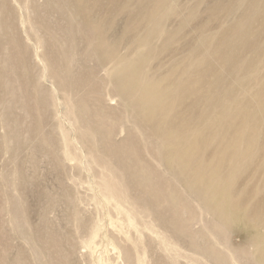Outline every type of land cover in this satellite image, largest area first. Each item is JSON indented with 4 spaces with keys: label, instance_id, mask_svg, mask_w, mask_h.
<instances>
[{
    "label": "rangeland",
    "instance_id": "1",
    "mask_svg": "<svg viewBox=\"0 0 264 264\" xmlns=\"http://www.w3.org/2000/svg\"><path fill=\"white\" fill-rule=\"evenodd\" d=\"M0 6V41L9 43L8 50L0 44V54L10 62V67L0 63V71L6 72L0 74V264H133L125 254L127 249L134 257L140 254L145 264H263L264 134L256 136L260 146L249 155L253 163L245 170L238 169L232 182H218L220 200L229 217H222L219 206L213 208L194 185H200L195 173L202 165L207 175L233 171L223 157H240L245 152L230 150L232 143L240 146L248 137L255 139L240 127L241 117L248 116L242 108L235 110V123L227 138L213 146L208 145V137L200 138L201 132L207 136L213 133L220 115L209 112L202 126H197L196 120L203 111H210L205 110L206 94L214 92L221 76L227 82L223 93L233 83L258 74L256 86L264 88V60L256 61L255 56L256 51L264 56V0H0ZM22 13L28 15L31 26L20 24ZM150 14L157 21L147 29ZM95 25L121 58H138L133 39L147 31L150 44L146 51L153 50L147 68L152 74L145 79L141 76V83L149 80L155 87L159 106L151 107L153 112L147 110L143 115L138 99L125 102L116 95L118 78L106 73L114 63L109 54L94 50ZM38 40L43 45L38 50L48 61L46 70L54 73L58 101L62 105L73 100L76 125L70 127L66 119V104L59 105L60 123L53 118L51 82L39 80L41 67L34 57L37 47L33 45ZM225 40L224 47H239L242 58L253 60L254 70L246 75L249 79L239 77V68L233 75L215 54L200 57L196 52L209 44L211 52L218 51ZM243 40L247 44L237 45ZM211 57L215 59L209 60ZM4 79L15 85L16 92L3 87ZM248 98L255 110L256 93H248ZM61 123L72 128L66 134L73 146L69 144L74 156L69 162L63 158L64 141L58 132ZM158 124L165 129L157 130L164 132L161 138L154 130ZM186 130L194 136L183 154L203 158L196 167L185 162L195 181L188 171L176 166L174 158L169 159L173 148L183 145H164ZM105 183L114 185L112 191L106 190ZM106 194H113L123 204L135 200L134 206H129L140 219L136 209L154 207L159 212L151 210L156 213L152 217L160 226L161 237L145 231L141 223V229L131 225L117 201ZM168 202L178 208V214L168 208ZM82 240L92 242L82 246ZM142 240H146L147 249ZM163 240L170 242L167 245Z\"/></svg>",
    "mask_w": 264,
    "mask_h": 264
},
{
    "label": "bare ground",
    "instance_id": "2",
    "mask_svg": "<svg viewBox=\"0 0 264 264\" xmlns=\"http://www.w3.org/2000/svg\"><path fill=\"white\" fill-rule=\"evenodd\" d=\"M46 1V0H45ZM244 0H241V3L243 2ZM69 2V1H67ZM73 2V1H72ZM78 2L80 3L81 0H78ZM64 3V2H63ZM77 3V2H76ZM56 4V3H55ZM67 4H70V3H67ZM84 4V3H83ZM77 5V4H76ZM74 6V5H73ZM71 6V7H73ZM2 7V6H0ZM23 7L25 8V10H27V6L23 4ZM68 7V6H67ZM66 7V8H67ZM102 7V5L100 6ZM99 7V8H100ZM222 7V6H221ZM223 7H224V4H223ZM222 7V8H223ZM258 8H259V5H256L255 6V10L258 11ZM3 9V8H2ZM78 9H81V8H78ZM119 10V9H118ZM226 10H231L230 8H227ZM3 11V10H2ZM219 13V11H217ZM223 12V11H222ZM216 14V13H215ZM221 14V13H219ZM73 15V14H72ZM81 15V14H80ZM224 15V14H223ZM77 16V15H76ZM115 16V14H114ZM143 17V15H141ZM1 17V15H0ZM82 18V17H81ZM90 18V17H89ZM144 18V17H143ZM95 19V18H94ZM148 19V23H147V29L150 28V26L152 24H154L157 20L156 19H153V16L150 14L149 17H147ZM96 20V19H95ZM29 21V18H28V15L26 14V16L22 13L21 15V19H20V24L23 26V25H28V26H31L30 23L28 22ZM164 21V19L162 18V22ZM79 22V21H78ZM88 23V22H87ZM86 23V24H87ZM157 24H161L160 21L157 22ZM93 28L95 30H92L94 32H96V45H95V51L97 53H104V54H109L108 57L110 58V61L113 62L114 64H112L111 67H109L107 70H106V73H109V74H114V76H116L118 78V80L115 81V85L116 87H118V90L116 91V95L121 98V100H124L125 102H128L129 99L131 98H134V99H138V106H139V109H140V112L145 115V113L147 112V110H151L153 112L154 108L158 107L159 106V103L157 102V95L154 96L156 94V90H155V87H151L150 85L152 84V82H149V80H146L144 83H141L142 79H141V76L145 79L147 76H150L152 73L149 74L148 72V66H149V60L150 58L152 57V53H153V50H151L149 53L146 51V47H147V44H150V39H147V31L145 32H141L139 34H136L135 35V38L133 39V41H135L137 43L136 45V48H135V52H137V59L135 58H121L120 57V54H117L116 53V50H115V47L114 49L111 48L110 45H108L106 43V40L105 38L99 33V31L97 30V27L96 25L93 26ZM246 29V28H245ZM235 33V32H234ZM68 36V35H67ZM59 37V36H58ZM126 37V36H124ZM133 37V36H132ZM158 37V36H157ZM60 38V37H59ZM155 39V38H154ZM132 41V43H133ZM154 42V40H153ZM227 40H225L224 42H222V45H221V49H219L218 51H213L211 52L213 46L211 47V45L209 44L208 46L205 45L203 48H200L198 49L196 52L197 54L201 57L203 55H208V54H215L218 58L221 59V61L223 63H225L227 65V67H230V72L233 74V75H236L238 70L237 68L240 69V73H242L239 77H243V78H246V75L248 74V72H252L254 70V66H253V60H251L250 62L248 61L247 62V59H244L242 58V56L240 55L241 53L238 52V48H235V49H227V47H231V45H228L226 47H224V45L226 44ZM77 43V42H76ZM75 43V44H76ZM243 44H247L246 42H244V40L241 42V43H237V45H242ZM0 44H2V49L4 50H8L9 49V43L8 42H4L3 41H0ZM73 44V42H72ZM254 46V44H252ZM19 46V45H18ZM33 47H37V49H34V52H35V59H36V62L37 64L41 67V72H40V75H39V80H45V79H49L50 82H51V90H50V93H49V97L51 98V100L53 101V104H55V109H54V112H53V118L56 119L59 123H60V120H61V117L62 115L59 113V105H61V103L58 101L59 98H58V95H59V92H58V95H57V83H56V80L54 79V73H50L49 71L46 70L47 67H49L47 64H48V61L46 59V56L45 54H43L41 51L38 50V48H41L43 47L41 41H37L36 44L33 45ZM73 47V46H71ZM2 49H0V52L2 51ZM72 49V48H70ZM153 49V48H151ZM71 51V50H70ZM118 52V51H117ZM134 52V53H135ZM90 53V52H89ZM95 54V52H94ZM155 54V52H154ZM135 56V55H134ZM255 56L256 57V61H261V60H264V56H261V54H258V52L256 51L255 52ZM106 57V56H105ZM204 57V56H203ZM210 57V56H209ZM9 58H7L6 56H2V54H0V63H4L5 65L8 63V66L10 67V62L8 60ZM209 60H214L215 58H208ZM141 61V64H137L136 65V61ZM212 62V61H211ZM214 62V61H213ZM56 63V62H54ZM59 64V63H58ZM215 64V63H214ZM47 65V67H46ZM107 65V64H105ZM208 68L207 70L205 71L206 73L208 72V70L210 69V67H212L211 63L208 64ZM148 67V68H147ZM214 68V67H213ZM7 70V69H6ZM104 71V70H103ZM5 72V69L3 71H0V74L2 75V73ZM56 72V71H55ZM72 73V72H71ZM6 74V72H5ZM92 75V74H91ZM8 76V74H7ZM72 77V76H71ZM237 77V78H239ZM260 77V74H258L257 76L249 79V78H246V79H249L247 81H239L237 83H233L229 88L228 90H226L224 93H223V87L224 85L227 83L225 82V79L221 76L220 79L217 78L216 79V85L215 88H214V92H212L210 95H207V98H206V101H207V106L205 108V110H210V111H203L199 117L197 118L196 120V125L197 126H202V124L204 123V119L207 117V114L211 111H216L220 117L218 119V123L215 125L214 129H213V133H210L208 136L207 135H204V132H201V137L200 138H203L205 139L206 137H208L209 139L207 140H210L208 145L209 146H213V145H216L219 141H223V139L227 138L228 136V132L229 130L232 128V126L234 125L235 123V110L238 108H242L245 110V112L247 113V117L246 116H243L241 117V124H240V127L241 128H244L246 130V134L247 136H250V135H253L251 137H254L255 139H251L250 137H248L247 139H244L240 146H238V143L237 142H234L232 143L231 145V149L230 150H233L234 152H245L242 156L240 157H237V156H229V157H223V159L227 160L228 164L226 165L229 169L233 170V171H229L227 174L224 173V172H221L219 175L218 174H215V173H212L211 175L210 174H206V171L204 172V170L206 169H203L204 166L202 165L200 170L195 173L196 176H197V180H199V184L201 185H197L195 184L194 187L197 188L199 190V193L202 195V197H204V200L211 203L212 207L213 208H217L218 207V210L220 211V214L222 217H229V215H227V211H226V206L221 202V196H220V190L218 189V182L220 180H225V179H228L229 181H233L235 180L234 177H235V172L240 169V170H245L246 168H248L252 163V158L249 156L251 151H255L256 147L255 146H260V142L259 140L256 139V136L258 135H262L264 134V88L261 87V85L259 86H256L258 85V79ZM76 78V77H74ZM93 78V77H92ZM91 78V79H92ZM94 80V79H93ZM100 80V79H99ZM214 81V80H213ZM87 82V81H86ZM214 83V82H213ZM1 84L3 85V87H5L7 90L9 89L12 93L16 92L15 90V85L11 83V81L9 79H4L1 81ZM88 84V83H87ZM83 86V85H82ZM85 87V86H84ZM107 88V87H106ZM82 89V88H81ZM5 90V89H4ZM49 90V89H48ZM103 90V89H101ZM100 90V91H101ZM109 90V89H108ZM61 91V90H60ZM110 92V91H109ZM108 92V94H109ZM252 92H255L256 93V98L254 100L255 101V110H254V107H253V104L251 102H248L249 101V98H248V93H252ZM103 93V91H102ZM41 95V94H40ZM61 95V94H60ZM79 95V94H78ZM77 95V96H78ZM89 95V94H88ZM167 95V94H165ZM169 95V94H168ZM179 95V94H178ZM183 95V94H182ZM90 96V95H89ZM95 96V95H94ZM153 96V97H152ZM184 96V95H183ZM76 98V97H74ZM73 98V99H74ZM180 98V97H179ZM7 99V98H6ZM15 99V98H14ZM89 99V98H88ZM61 100V99H60ZM63 100V99H62ZM99 100V99H98ZM113 100V99H112ZM11 101V100H10ZM45 101V100H44ZM172 101V100H171ZM48 102V100H47ZM73 102V100H72ZM72 102L67 100V101H64L61 106H65V108L67 109V117L66 119L70 120L69 122H71V124L69 123L70 127L71 125L75 124V121L73 119V114H74V106L72 105ZM191 103V102H190ZM68 104L70 107H68ZM171 104V103H170ZM180 104V103H179ZM127 105V104H126ZM42 106V105H41ZM76 106V105H75ZM156 106V107H155ZM53 107V106H52ZM151 107H154L153 109H151ZM132 108V107H131ZM170 108V107H169ZM39 109V108H38ZM95 110V109H94ZM101 110V108H100ZM135 110V109H134ZM164 110V109H163ZM204 110V109H203ZM61 111V110H60ZM63 113V111H62ZM105 113V112H104ZM169 114V113H168ZM6 115V114H5ZM49 115V114H48ZM72 115V116H71ZM86 115V114H85ZM153 115V114H152ZM13 116V114H12ZM63 116V118H64ZM82 116V114H81ZM8 117V116H7ZM9 118V117H8ZM46 118V116H45ZM81 118V117H80ZM3 119V118H1ZM82 119V118H81ZM64 120V119H63ZM90 120V119H89ZM65 121V120H64ZM67 121V120H66ZM7 122H9L7 120ZM164 122V120H163ZM63 123V122H62ZM61 123V124H62ZM68 123V121H67ZM80 123V121H79ZM2 124V123H1ZM8 125V124H7ZM66 125V124H65ZM76 125V124H75ZM139 125V124H138ZM143 125V124H142ZM10 126V125H9ZM163 126V125H162ZM4 127V126H3ZM56 127V126H55ZM68 127V126H67ZM139 127V126H138ZM148 127V126H147ZM161 126L158 125H154V130L157 132V130L160 128ZM162 129H164L163 127H161ZM72 129V128H70ZM69 128H66L63 126H60L59 127V131L60 132V135L62 137V141H64V152H63V158L65 161H71L74 159V156L73 154L70 152L69 150V147L71 146L70 142L67 140V135L69 130ZM150 130L152 128H149ZM190 129V128H189ZM9 130V129H8ZM53 130V129H52ZM56 129H54L53 131H55ZM165 130V129H164ZM71 131V130H70ZM14 132V131H13ZM57 131H55L56 133ZM159 132V131H158ZM157 132V134H159ZM164 132L162 130H160V138L162 136ZM59 135V136H60ZM5 136V135H4ZM56 136V135H55ZM58 136V137H59ZM75 136V135H74ZM157 136V135H156ZM194 136V132L191 134V131H183L180 135H178V133H176V135L172 138H169L167 139L166 141H164V145H183V147H174L173 148V152H170L173 154V157L170 155L169 159H173L174 158V161L176 162V166L181 168L183 171H188V176L193 180L195 181V174H189L191 173L190 172V168L188 170L185 162H192V166L196 167V165H198L200 162H202V157H199V156H196L197 154H193V155H187L186 153L183 154V150H185V148L189 145L190 141L192 140ZM50 137V136H49ZM52 139V137H50ZM49 138V139H50ZM73 138H77V136L73 137ZM159 138V139H160ZM75 139H73L74 141ZM8 141V140H7ZM53 141V140H51ZM61 141V140H60ZM72 141V140H71ZM76 141V140H75ZM13 142V140H12ZM78 142V141H77ZM229 142V141H227ZM70 144V146H69ZM80 144V143H79ZM163 145V144H161ZM74 146H75V143H74ZM204 146V145H203ZM60 147V146H58ZM73 147V146H71ZM83 148V146L81 147V149ZM7 149V148H6ZM79 149V147H78ZM8 150V149H7ZM13 150V149H12ZM73 150V149H72ZM224 150H227L224 149ZM74 151V150H73ZM77 151V150H76ZM126 151V150H125ZM1 152V151H0ZM5 152V151H3ZM9 152V151H8ZM124 153V152H123ZM122 153V154H123ZM79 155V154H78ZM92 155V154H91ZM90 155V156H91ZM80 156V155H79ZM89 156V154H88ZM8 157V156H7ZM89 158V157H88ZM127 158V156H126ZM78 159V158H77ZM92 159V158H91ZM95 159V158H94ZM93 159V160H94ZM130 160V159H129ZM64 161V162H65ZM88 161V160H87ZM96 161V160H95ZM83 162V161H82ZM90 162V161H89ZM1 163V162H0ZM88 162H86L87 164ZM135 163V162H134ZM96 164V163H95ZM217 164V163H216ZM88 165V164H87ZM107 164H105L106 166ZM206 165V164H205ZM89 166V165H88ZM83 167V166H82ZM93 167V166H92ZM91 167V168H92ZM101 167V166H100ZM127 167V166H126ZM133 167V166H132ZM135 167V166H134ZM192 167V168H194ZM136 168V167H135ZM94 169V168H93ZM115 169V168H114ZM202 169V170H201ZM102 170V169H101ZM111 170V169H110ZM116 170V169H115ZM223 170V169H222ZM208 171V170H207ZM240 173V172H239ZM136 174V173H135ZM114 178V177H113ZM112 178V179H113ZM119 179V178H118ZM143 179V178H142ZM150 180V178H149ZM114 183H115V180L113 179ZM120 181V180H119ZM103 182V181H102ZM123 183V182H122ZM104 186L106 187V190L109 189L110 191H112V187H114L113 184H107L105 183ZM151 186V185H150ZM102 187V186H101ZM156 187V186H155ZM159 187V186H158ZM146 188V187H145ZM153 189V188H152ZM121 190V189H120ZM159 190V189H158ZM219 190V191H218ZM134 191V190H133ZM69 193V192H68ZM133 193V192H132ZM150 194V193H149ZM147 194V195H149ZM107 198H112L113 200H116V198H113L115 197L113 194H111L110 197H108V195L106 194ZM71 198V196H69ZM149 198V197H148ZM168 198V197H167ZM174 200H176L175 198H173ZM85 200V199H84ZM168 200V199H167ZM169 200H172V199H169ZM4 201V200H3ZM117 201V200H116ZM128 202L126 204H123V203H120V201H117L116 202V206L123 210V212L126 214V216L129 218V223L131 225H133L134 227L136 228H139L141 229L138 224L142 225V227L145 228V231H147L148 233L150 234H154L156 235L157 237H161L160 236V226L158 225V223L155 222V220L153 219L152 217V214H153V211H154V207L153 208H149L147 207L146 210L144 208V210H140V209H136V212H138V215H140V218H137L136 217V214H134L135 212V209L134 208H131L129 205H133L136 203V201L129 199L127 200ZM79 202L81 204L82 202V198H79ZM158 201H156L155 203H157ZM160 202V201H159ZM158 202V203H159ZM162 203L165 202L161 200ZM167 203V202H166ZM169 203V202H168ZM71 204V203H70ZM75 204V203H74ZM106 204V203H105ZM150 204H153V203H149ZM165 204V203H164ZM14 205V204H13ZM115 205V204H114ZM155 205V204H154ZM157 205V204H156ZM161 205V204H160ZM134 206V205H133ZM136 206V205H135ZM153 206V205H152ZM167 207V205H165ZM164 206V208H165ZM106 207V206H105ZM114 207V206H113ZM159 207V206H158ZM10 208V207H8ZM13 208V207H12ZM136 208V207H135ZM162 209L163 206L161 207ZM168 208L173 211L174 214H178V208L175 207V205L169 203L168 205ZM15 209H18V208H15ZM86 209V208H85ZM183 209V208H182ZM151 210H153L151 212ZM167 210V209H166ZM169 210V211H170ZM13 211V209H12ZM80 211V210H79ZM83 211V210H82ZM156 211V210H155ZM154 211V212H155ZM161 211V209H160ZM181 211V210H180ZM112 212V211H111ZM121 212V211H120ZM157 212V211H156ZM159 212V211H158ZM157 212V214H158ZM3 213V212H2ZM76 213V212H75ZM81 213V212H80ZM78 213V214H80ZM113 213V212H112ZM162 213V212H161ZM186 212H184L185 214ZM83 214V213H82ZM85 214V212H84ZM156 214V213H155ZM153 214V215H155ZM160 214V213H159ZM182 214H183V211H182ZM183 214V216H184ZM124 215V214H123ZM18 216V215H17ZM114 216V214H113ZM157 216V215H156ZM162 216V215H161ZM172 216V215H171ZM2 217V216H1ZM76 217V216H75ZM83 217V216H82ZM170 217V216H169ZM14 218V217H13ZM18 218V217H17ZM79 218V217H78ZM94 218V217H93ZM174 218V217H173ZM83 219V218H82ZM109 219V218H108ZM166 219V217H165ZM169 219V218H168ZM172 219V217H171ZM175 219V218H174ZM79 220H81L79 218ZM12 221V220H11ZM16 221V220H15ZM167 221V220H166ZM26 222V221H25ZM116 222V221H115ZM159 222V221H158ZM168 222V221H167ZM172 222V220H171ZM175 222H176V219H175ZM82 223V222H81ZM154 223V224H153ZM161 223V222H160ZM178 223V221H177ZM18 224V223H17ZM23 224V223H21ZM172 224V223H171ZM176 224V223H175ZM26 225V224H25ZM164 225V224H163ZM167 225V224H166ZM20 226V225H19ZM24 226V225H23ZM27 226V225H26ZM168 226V225H167ZM22 227V226H20ZM90 227V226H89ZM157 227V228H155ZM177 227V226H175ZM23 228V227H22ZM104 228V227H103ZM174 228V227H173ZM79 229V228H78ZM80 229H81V226H80ZM91 229V228H90ZM97 229V225L95 224L93 227H92V230L93 231H96ZM132 229V228H131ZM172 229V228H171ZM179 229V228H178ZM177 229V230H178ZM19 230H22V229H19ZM83 230V229H82ZM87 230V229H86ZM84 230V231H86ZM141 231V230H139ZM174 231H175V228H174ZM83 232V231H81ZM88 232V230H87ZM91 232V231H90ZM101 232V231H100ZM146 232V233H147ZM179 232V231H178ZM2 233V232H1ZM110 233V232H109ZM4 234V233H2ZM90 234V233H89ZM88 234V235H89ZM107 234V233H106ZM105 234V235H106ZM135 234H137L135 232ZM142 234V233H141ZM163 234V233H162ZM26 235V234H25ZM92 235V234H91ZM123 235V234H122ZM144 235V234H142ZM146 235V234H145ZM144 235V237H145ZM167 235V234H166ZM200 235V234H199ZM112 236V235H111ZM110 236V237H111ZM136 236V235H134ZM139 235H137L138 237ZM147 236V235H146ZM165 236V235H164ZM118 237V236H117ZM129 237V236H128ZM143 237V236H142ZM156 237V238H157ZM167 237V236H166ZM165 237V238H166ZM73 238V237H72ZM96 238V237H95ZM99 238V237H98ZM126 238V237H125ZM140 238V236H139ZM148 238V237H147ZM151 238V237H150ZM168 238V237H167ZM149 239V238H148ZM154 239V238H152ZM193 239V238H192ZM74 240V238H73ZM135 240V239H134ZM170 240V239H169ZM140 241V239L138 240ZM144 240H142L143 242ZM146 241V240H145ZM144 241V242H145ZM151 240H149L148 242H150ZM164 241V240H163ZM92 240H82V241H79V244L82 245V246H89L91 244ZM130 242V241H129ZM166 242V241H164ZM170 242V241H168ZM168 242H166V244L168 245ZM95 243V242H94ZM136 243V242H135ZM134 243V244H135ZM139 243V242H138ZM147 242H145L143 245H145ZM153 243V242H152ZM177 243V242H176ZM150 244V243H149ZM155 244V243H154ZM165 244V245H166ZM69 245V244H67ZM122 245V244H121ZM125 245V244H124ZM139 245V244H138ZM151 245V244H150ZM159 246V244H157ZM161 245V244H160ZM163 245V244H162ZM175 245V244H174ZM128 246V245H126ZM136 246V245H135ZM152 246V245H151ZM173 246V245H172ZM73 246H71L72 248ZM109 247V246H108ZM134 247V246H133ZM142 247V245H141ZM148 247V244H146L144 246L145 249H147ZM124 248V246H123ZM164 248V247H162ZM176 248V247H175ZM127 249V248H126ZM135 249V247L133 248ZM149 249H150V246H149ZM161 249V248H160ZM168 250V247L166 248ZM165 249V250H166ZM172 249V248H171ZM120 250V249H119ZM138 250V248H137ZM164 250V251H165ZM48 251V250H47ZM80 251V250H79ZM90 251V250H89ZM109 251V250H108ZM133 251H136V250H133ZM140 251V249H139ZM152 251V249H151ZM36 252V250H35ZM112 252V251H111ZM116 252V251H115ZM150 252V251H148ZM153 252V251H152ZM178 252V250H177ZM124 253V251H123ZM141 253V252H139ZM195 253V252H194ZM125 254L127 255V257L129 258V260H131L133 262V264H145L146 260L143 261V259H141L142 256H140V254H137L136 253V257H134L133 255L130 254L129 250H125ZM149 254V253H147ZM152 254V253H151ZM179 254V252L177 253ZM38 255V254H37ZM75 255V254H74ZM73 255V256H74ZM107 254H105L106 256ZM113 255V254H112ZM125 255V257H126ZM135 255V254H134ZM144 255V254H143ZM154 255V254H152ZM48 256V255H47ZM114 256V255H113ZM155 256V255H154ZM153 256V257H154ZM194 256V255H192ZM150 259L152 258L150 255H149ZM159 257V256H158ZM171 257V256H170ZM173 257V256H172ZM181 257V256H180ZM6 258V257H4ZM9 258V257H8ZM98 258V257H97ZM144 258V257H143ZM148 258V257H146ZM175 258V257H174ZM179 258V257H178ZM176 258V259H178ZM195 258V257H194ZM193 259V258H192ZM214 259V258H213ZM5 260V259H4ZM10 260V259H9ZM106 260V259H105ZM149 260V259H148ZM153 260V258H152ZM155 260V259H154ZM160 260V258H159ZM158 260V262H159ZM156 263H157V260H155ZM154 261V262H155ZM261 262H263L264 264V259H261L260 260ZM105 262V261H104ZM148 262V261H147ZM150 262V261H149ZM21 263V262H20ZM97 263V262H96ZM151 263V262H150ZM153 263V261H152ZM75 264V263H74ZM103 264V263H102ZM107 264V263H106ZM132 264V263H131ZM149 264V263H148ZM155 264V263H154ZM159 264V263H158ZM164 264V263H163Z\"/></svg>",
    "mask_w": 264,
    "mask_h": 264
}]
</instances>
